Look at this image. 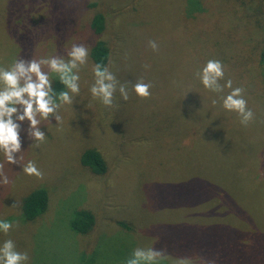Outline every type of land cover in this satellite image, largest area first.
Here are the masks:
<instances>
[{
  "label": "rangeland",
  "instance_id": "obj_1",
  "mask_svg": "<svg viewBox=\"0 0 264 264\" xmlns=\"http://www.w3.org/2000/svg\"><path fill=\"white\" fill-rule=\"evenodd\" d=\"M97 11L102 33L90 25ZM98 39L111 48L107 68L118 82L111 107L90 91ZM263 43L264 0H0V68L20 58L67 62L73 45L88 49L73 69L78 94L42 66L60 105L59 121L37 117L45 139L31 138L24 121L16 163L0 151V220L13 225L0 231V247L12 240L28 254L24 264H126L136 248L165 249L154 264H264ZM209 59L224 65L221 85L244 89L247 125L222 106L230 89L212 92L196 76ZM141 80L151 84L147 98L133 90ZM63 91L71 104L57 99ZM87 147L106 159L104 174L82 165ZM29 162L42 178L23 171ZM39 186L48 207L27 220L24 196ZM80 208L95 215L87 233L70 225Z\"/></svg>",
  "mask_w": 264,
  "mask_h": 264
},
{
  "label": "clouds",
  "instance_id": "obj_2",
  "mask_svg": "<svg viewBox=\"0 0 264 264\" xmlns=\"http://www.w3.org/2000/svg\"><path fill=\"white\" fill-rule=\"evenodd\" d=\"M153 49L157 48L154 41L150 42ZM70 59L65 62L61 57H52L50 59H24L20 58L14 62L10 69L0 68V82L4 87L0 88V151L6 157L10 164L16 163L14 153L21 150L20 128L21 123L28 122V128L31 130L30 137L36 141H43L45 134L39 130L41 122L37 117L47 120L50 115H54L57 121L60 117L56 115L60 107L53 99V89L48 73L42 70L46 65L50 71L60 75V81L72 93L78 94L79 75L73 73V69L87 61L88 49L84 45H73L68 52ZM95 83L90 91L93 97H99L105 106H113V96L117 90V80L113 73L107 67L101 70L100 64H95L93 68ZM203 86L212 92H223L225 88L231 91L222 97V106L227 111H235L241 117V123L247 125L253 119V112L247 107V101L243 97L244 89L242 87L233 88L231 79L221 85L220 80L224 79V65L220 60L209 59L203 68L196 73ZM150 83H144L142 80L133 85V90L141 98H147L151 95L149 89ZM121 97L126 101L129 94L125 85H119ZM57 99L63 103L71 104L72 97L69 92H60ZM213 104L217 100H212ZM3 165H0V172ZM23 171L29 175H35L42 178L43 174L37 169L34 162H29L24 166ZM3 184L8 183L7 176L4 177ZM13 227L10 222L0 220V231L5 234ZM167 255L165 249L136 248L132 256L127 259L126 264H154L158 259L165 258ZM29 257L26 252L16 251L12 240H6L0 247V264H24ZM178 264H192L190 258L181 257ZM201 264H215V261L201 260Z\"/></svg>",
  "mask_w": 264,
  "mask_h": 264
},
{
  "label": "trees",
  "instance_id": "obj_3",
  "mask_svg": "<svg viewBox=\"0 0 264 264\" xmlns=\"http://www.w3.org/2000/svg\"><path fill=\"white\" fill-rule=\"evenodd\" d=\"M91 28L96 33H102L106 27V15L102 11L94 13ZM264 44V43H263ZM111 56V48L104 39H98L90 49V57L94 64H100L101 70L108 66ZM260 59L264 63V45L260 51ZM82 165L91 169L96 174H104L108 164L102 153L95 147H87L81 154ZM49 202V193L45 187H36L24 196L22 202V213L27 220H33L43 214ZM95 215L90 209H76L71 216V228L80 233H87L94 225ZM127 226L124 222H119Z\"/></svg>",
  "mask_w": 264,
  "mask_h": 264
}]
</instances>
